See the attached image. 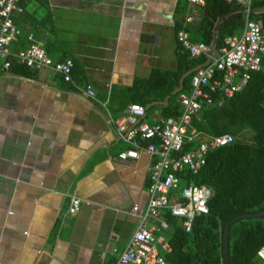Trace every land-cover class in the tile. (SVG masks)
<instances>
[{"label": "crops", "instance_id": "0c3cea01", "mask_svg": "<svg viewBox=\"0 0 264 264\" xmlns=\"http://www.w3.org/2000/svg\"><path fill=\"white\" fill-rule=\"evenodd\" d=\"M20 2L21 12L12 17L20 33L9 48L26 46L30 32L52 60L72 59V78L90 84L94 97L48 68L0 69V264H109L143 211L151 156L141 151L137 158L117 159L128 144L116 137L100 102L116 116L134 102L130 88L136 79L152 69H174L176 23L194 12L186 29L191 40L200 41V5ZM176 89L181 78L171 93ZM167 97L144 106L148 123L164 117L160 108ZM72 196L80 204L69 213ZM166 229L157 234L167 241Z\"/></svg>", "mask_w": 264, "mask_h": 264}, {"label": "built area", "instance_id": "2783aa9c", "mask_svg": "<svg viewBox=\"0 0 264 264\" xmlns=\"http://www.w3.org/2000/svg\"><path fill=\"white\" fill-rule=\"evenodd\" d=\"M186 1L189 5L204 3V0ZM235 1L245 12L242 28L237 33L223 36L213 55L208 44L189 38L186 27L192 21L194 12L188 11L184 15L175 34L176 40L189 56L203 54L209 61L192 71L189 90L178 93L181 110L176 118L159 117L155 122L148 123L143 118L144 106L134 102L114 116L107 105L100 102L106 122L116 137L128 144L116 154L117 159L137 158L141 151L151 156L143 211L124 247L109 264H167L157 249V245L162 251L170 248L168 241L157 234L167 228L161 211H168L185 231L190 230L196 215L208 211L206 202L211 189L205 184L192 182L188 175L199 171L209 149L229 143L234 135L226 132L198 141L196 139L200 132L191 126V119L202 102L212 103L213 94L223 98L239 90L249 78L250 71L261 69V54L264 52L261 20L247 16L251 11V0ZM21 10L20 0H0V67L7 70L11 64H16L30 71L48 68L73 89L87 97H94L90 84L81 86L72 78V59L52 60L46 55L42 43L35 40L30 32L26 33V46L9 48L20 33L12 17ZM182 181L184 183L181 185ZM79 204L80 200L72 196L67 211L76 212ZM132 208L137 209L135 205ZM147 219L152 221L147 224ZM256 255L264 264V244L257 248Z\"/></svg>", "mask_w": 264, "mask_h": 264}, {"label": "trees", "instance_id": "16d2710c", "mask_svg": "<svg viewBox=\"0 0 264 264\" xmlns=\"http://www.w3.org/2000/svg\"><path fill=\"white\" fill-rule=\"evenodd\" d=\"M263 6L264 0H251V11L247 16L260 19L264 28V11H252ZM239 7L235 0H204L198 8L196 27L201 35L200 41L210 44L218 16L221 19L216 26L215 48L223 36L239 32L245 17V12ZM179 8L177 5V12ZM181 23L177 21L176 29ZM176 44L174 69H152L148 77L136 79L130 88L131 101L143 106L148 104V107L154 106L150 102L162 101L168 95L160 110L162 116L172 118L180 112L178 93L189 89L191 72L184 73L206 60L203 54L189 56L177 40ZM260 61L261 69L250 71L249 78L239 90L223 98L213 94L212 103L202 102L191 119V126L200 132L198 141L226 132L233 134L234 139L209 149L199 171L188 175L192 182L205 184L211 189L206 202L207 213L196 215L190 230L185 231L168 211H161L167 223L165 236L170 248L168 251L160 250V253L167 264H225V222L235 215L264 209V52ZM8 69L30 71L16 64H11ZM180 78L181 89L171 93ZM226 235L227 264H261L256 250L264 244V214L232 221Z\"/></svg>", "mask_w": 264, "mask_h": 264}, {"label": "water", "instance_id": "95a60500", "mask_svg": "<svg viewBox=\"0 0 264 264\" xmlns=\"http://www.w3.org/2000/svg\"><path fill=\"white\" fill-rule=\"evenodd\" d=\"M239 10H241V8H239ZM252 11L253 12L264 11V6L260 7V8H253ZM220 19H221V16H218V18H217V20L215 22V25H214L212 40L210 42V47H211L212 54L216 53V49L214 48V41H215V38H216V32L215 31H216V26H217V24H218ZM208 61H209V59L206 60V62H208ZM206 62H204V63H206ZM196 67H194L191 70H189V72L194 70ZM178 89H176V90H178ZM263 214H264V209L256 211V212H252V213H243V214L235 215L234 217L230 218L227 222H225L224 228H223V254H224L225 264H227V235L226 234H227L228 225L232 221H234V220H236L238 218H241V217L259 216V215H263Z\"/></svg>", "mask_w": 264, "mask_h": 264}]
</instances>
